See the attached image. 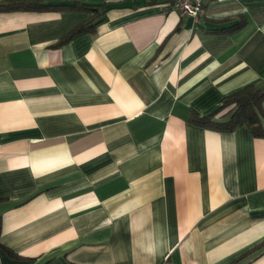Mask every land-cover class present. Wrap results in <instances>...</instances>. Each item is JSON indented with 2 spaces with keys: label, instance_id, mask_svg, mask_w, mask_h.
Wrapping results in <instances>:
<instances>
[{
  "label": "crops",
  "instance_id": "1",
  "mask_svg": "<svg viewBox=\"0 0 264 264\" xmlns=\"http://www.w3.org/2000/svg\"><path fill=\"white\" fill-rule=\"evenodd\" d=\"M174 1L0 9V264H264V135L191 119L264 86V0Z\"/></svg>",
  "mask_w": 264,
  "mask_h": 264
},
{
  "label": "trees",
  "instance_id": "2",
  "mask_svg": "<svg viewBox=\"0 0 264 264\" xmlns=\"http://www.w3.org/2000/svg\"><path fill=\"white\" fill-rule=\"evenodd\" d=\"M77 1V2H76ZM79 5L93 12V20L75 26L67 32L60 40L59 44L66 42L78 32L89 27V25L97 24L101 19L97 18L105 11L103 4H86L75 0L74 3L68 4L64 2L51 3L45 0H9L0 4V9H23V10H41L48 8H66ZM264 86L249 84L243 88L225 96L221 101V108L230 107L229 118L224 121H214L210 116L199 117L192 114L191 119L215 130L226 132L232 131L237 127L246 125L250 128L254 135H264ZM0 248L12 254L3 244Z\"/></svg>",
  "mask_w": 264,
  "mask_h": 264
},
{
  "label": "built area",
  "instance_id": "3",
  "mask_svg": "<svg viewBox=\"0 0 264 264\" xmlns=\"http://www.w3.org/2000/svg\"><path fill=\"white\" fill-rule=\"evenodd\" d=\"M204 0H175L174 7L181 16H190L197 20L202 13Z\"/></svg>",
  "mask_w": 264,
  "mask_h": 264
}]
</instances>
